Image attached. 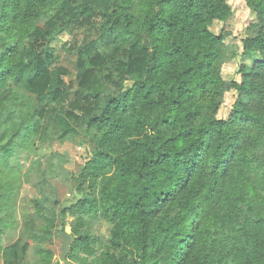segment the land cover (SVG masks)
<instances>
[{"label": "clouds", "instance_id": "obj_1", "mask_svg": "<svg viewBox=\"0 0 264 264\" xmlns=\"http://www.w3.org/2000/svg\"><path fill=\"white\" fill-rule=\"evenodd\" d=\"M0 264H264V0H0Z\"/></svg>", "mask_w": 264, "mask_h": 264}]
</instances>
